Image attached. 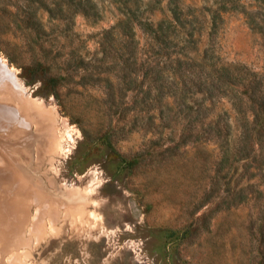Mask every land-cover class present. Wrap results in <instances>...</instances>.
Wrapping results in <instances>:
<instances>
[{"label":"rangeland","instance_id":"rangeland-1","mask_svg":"<svg viewBox=\"0 0 264 264\" xmlns=\"http://www.w3.org/2000/svg\"><path fill=\"white\" fill-rule=\"evenodd\" d=\"M166 2L0 0V167L26 240L5 264H264V26L243 12L264 6L228 3L211 31L213 0H181L187 43Z\"/></svg>","mask_w":264,"mask_h":264},{"label":"trees","instance_id":"trees-1","mask_svg":"<svg viewBox=\"0 0 264 264\" xmlns=\"http://www.w3.org/2000/svg\"><path fill=\"white\" fill-rule=\"evenodd\" d=\"M140 1V0H138ZM152 3L154 5H158L161 0H151ZM256 1L259 6H264V0H253ZM228 3H239V0H213V5L215 6L214 8L210 7L208 8L209 10V16H210V20H209V28L213 30L214 26L216 25V21L218 18L221 17V13L226 11L227 9H229L230 7H226V4ZM145 7H148V3H144ZM167 5V10L170 13V18H168V23L170 24L171 27H174V29L180 27V29H183V31L185 32L184 35L187 37L186 39H184V42H189L190 39L189 38H193L194 35V24L195 21L192 18H187V15L185 14L184 11V7H187L186 5L181 4V0H167L166 2ZM257 6V9H260V7ZM140 8L139 5H131L126 7V10L124 11V14H131L134 15V13L136 11H138ZM245 14V17L249 21L252 25H255L259 28H263L264 26V17H257L255 15L254 12H250V11H243ZM146 19H148L147 17H145ZM182 18H185L186 20L182 21ZM140 23V20L138 21ZM146 25L148 26L147 28L150 30L151 34H152V38L158 42V40L162 39V40H167V41H172L173 39V35H171L172 33L169 31V29L167 27H163V25L161 23H159L154 29L153 26L155 24H153L151 21H145ZM189 24L191 25L190 29H186V25ZM179 29V30H180ZM163 43V42H162ZM177 54V53H176ZM167 57L170 58V55H168ZM179 63H180V58L178 57L176 59ZM190 75H185L184 72L180 71L179 74V78H187L188 80H190V76L192 75V72H189ZM257 74V73H256ZM185 81V80H184ZM183 81V82H184ZM243 93V92H242ZM246 97V98H245ZM237 98V101L240 102V104H242L243 99L248 100V102L251 103V108H250V112H251V116L253 117V120H256L257 115H258V102L256 101L255 98V91L251 88L250 90H247V93L244 97H234ZM237 114L239 115V117H242L241 119H243L245 121V124L249 123V118H248V113L247 110H241V107L239 108V110H236Z\"/></svg>","mask_w":264,"mask_h":264},{"label":"bare ground","instance_id":"bare-ground-1","mask_svg":"<svg viewBox=\"0 0 264 264\" xmlns=\"http://www.w3.org/2000/svg\"><path fill=\"white\" fill-rule=\"evenodd\" d=\"M1 68L2 67H0V70ZM11 80H15V76H11ZM6 120L7 118L5 119V121ZM7 123L9 124V121ZM5 124L3 120H0V127H5L4 126ZM4 143H2L3 145L0 144V154L4 155L2 158L5 161L13 160L11 156V151L13 150L12 148L14 146H11L10 144L6 146ZM9 172L11 173V171H8V168L0 167V264H5L4 258H3V250H4L3 246H5L4 244L8 243L11 240L21 241L20 244L22 243V241H26L25 238L23 237V233L20 227L21 224H17L16 226V224L14 223L15 221L13 219V209L15 207V197H14L15 195H14V192L12 191V184L14 183L15 180L9 176L10 175ZM13 188L21 192L22 185L17 184ZM54 213H57V212L55 211ZM22 214H20V222L18 223H21L23 220ZM54 215L56 216L57 214H54Z\"/></svg>","mask_w":264,"mask_h":264}]
</instances>
